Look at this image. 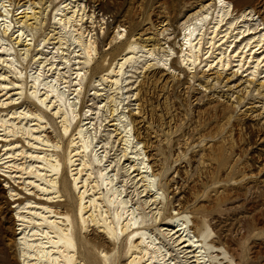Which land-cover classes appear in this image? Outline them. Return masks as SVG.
I'll list each match as a JSON object with an SVG mask.
<instances>
[{
  "label": "rangeland",
  "instance_id": "1",
  "mask_svg": "<svg viewBox=\"0 0 264 264\" xmlns=\"http://www.w3.org/2000/svg\"><path fill=\"white\" fill-rule=\"evenodd\" d=\"M35 1L39 2L35 8L37 21L35 22L31 18L22 26L31 40L30 45L25 48L24 41L18 42L17 45L12 39L15 36H11L10 32L4 36L6 41L14 47V52H12L16 54L20 62L18 66L23 69V79L21 80L23 93L19 94L21 89L16 88L15 79L17 78L13 74L14 70L0 62V73L6 76L3 79L0 76V83L15 80V83H10L7 88L0 90V99H2L0 101L14 98V102H8L10 104H6L7 106L0 109H4L2 110L4 113L9 110L20 112L23 108L24 111L27 109L33 114L39 112L31 102L23 103L24 96H29L31 91L28 74L31 71H39L42 75L41 79H55L60 91L65 92L67 97L70 94L73 95V92L75 93L73 97L77 99L79 125L86 123H89L88 126L91 125L93 146L98 147L97 151L103 157V163L101 165L93 163V155H89L88 158L93 163V178L98 182L101 192L105 193L106 190L101 186L97 171L108 167L115 177V183L118 187H123L124 196L142 217L139 227L147 229L158 239V242L168 251L173 264H180L183 259L182 253L176 249L178 246L175 247L173 240L169 239L170 237L165 233L171 229V225L167 223L166 219L162 220L163 216L169 213L168 211L172 214L178 212L181 215H187L192 222L198 219L201 222V228L209 234L206 240L208 244L214 245L216 250L221 248L235 264H264V46L258 49L257 46L253 47L255 43H252L244 49L245 53H242L241 50L247 40H235L236 42L234 41L231 45L232 49L229 47L224 55V59L228 63L225 67L214 65L210 69H204L202 67L205 63L204 57L201 64H196L193 69H188L185 65L177 63L180 54L177 42L180 39L181 24L186 13L182 15V10H184L182 9L174 14V7H179L190 0H96L93 16L90 17V9L85 8L84 14L86 15L83 16V21H78L79 23L77 22L78 24L76 23L77 25L74 27L84 32V40L88 38H91V41L95 40L93 42L97 47L94 54L96 59L100 50L103 52L109 50L110 45H107V37L115 33L118 23L126 24L119 28L122 38L119 36V39L115 40L116 43L131 40L132 35L128 33L129 26L135 29L150 26L156 34L155 41L149 42H155V45L152 43V45L143 47L141 46L142 42L137 40L136 53L124 63L122 72L117 77L119 81L115 84L112 80L114 72L109 73L108 78L106 76L101 78V75L106 74L107 71L92 75L91 62L93 60L89 64H85V54L81 46L71 44V36L76 31H72L73 27L67 29L68 31L62 30L59 28L57 20L53 18L56 10L62 7L63 2L67 1L69 6L65 8H69L80 0L75 2L72 0ZM83 1V3L78 2V8H76L78 13L74 14L76 19H79V14L82 13L79 11H82L86 0ZM227 1L239 9V11L233 12L235 15L236 13L240 15L244 10L250 13L249 18L246 17L245 23L241 22L239 25H245L244 28L264 27L260 17L254 14L257 10L264 13V0ZM16 2L17 0H11V7H17V5L15 6ZM15 9L13 12H16ZM72 9L74 10V7H70L64 12L71 11L72 13ZM161 19L166 20L159 25L158 21ZM243 27L242 29H244ZM88 31L89 35L86 34ZM263 31H258L256 35ZM106 33L107 36L104 37ZM0 35H2L1 30ZM101 38L103 41L99 49L97 41ZM205 38L207 36L202 39L201 50L206 47ZM219 46L214 52H219L221 48H224L223 45ZM251 46L250 54L247 49ZM147 47L151 48L150 51H153V54L147 51ZM26 49H28L27 52ZM127 50L126 45L119 55L118 53L114 55L113 60L109 54L106 56L107 58L105 57V64L109 63L108 72L110 67H114L116 70L117 59ZM241 55H243L242 58ZM239 58L242 59V62L238 61ZM172 59L176 61V66H171ZM254 60H258V67L254 68L255 72L253 67L257 62L255 61V63ZM253 73L255 74L253 75ZM162 74L165 79L168 78L167 81L161 79ZM25 77L27 78L25 79ZM61 85L67 91H63ZM38 94L40 95L41 92ZM73 97L69 98L73 99ZM15 99L18 101L15 102ZM31 100L45 112L42 114L43 119H37L29 113L20 115L19 119L14 115L17 118L13 121L17 124L21 121V124L18 125H21L24 131H29V133L22 134L20 132L21 134L17 133L19 135L8 136L9 140L3 135L10 133L0 126L2 142L17 141V144H14L15 147L13 145L7 146V148L0 146V156L2 155L0 165L5 161L3 158L9 155L8 150L12 146L16 150L23 148L26 154H21L22 156H18L19 159L15 157L13 160L17 163H25L26 166L36 164L34 162L36 158L30 157V152L35 154L34 152L48 150V152L65 154L64 156L67 158L65 149L71 138L68 132L65 135L62 133L60 114L55 113L56 105L50 103V98L45 100V106L36 99L31 98ZM21 102L22 106L18 107ZM15 103H17L16 106ZM52 105L53 107H51ZM139 109L144 121L137 134L143 139L142 144L149 141L158 146L157 152L160 156H158L160 175L156 180L157 187H161V189L158 192L157 204H152L153 206L144 202L145 199L148 200L147 198L153 196L154 191H148V188L147 191H142L145 181H138L135 184V180H132L138 173L137 165L129 158L131 154L129 155L128 152L132 148H128L127 156H123L125 137L121 126L116 124L117 118L122 117L123 113L127 117H124L125 120L131 124L128 112L137 114ZM2 111L0 114H4ZM8 116L10 117V115L5 116L6 119ZM31 123L32 125H30ZM39 123L43 127H38ZM74 125L75 121L71 124L70 130ZM130 127L136 136L133 122ZM36 136L50 137L53 144H57L58 147H47L40 140L42 138L36 139ZM73 146L75 145L73 144ZM9 163L11 162H5L0 166V264H5L3 262L4 255L10 256L9 258L13 257L16 264H20L18 259L11 254L14 250V241L18 237L19 229L17 228L19 227L17 224L20 222L17 223L16 216L18 200H14L15 197H11L10 192L19 193L16 197L23 200L20 203L21 207H29L27 205L38 207L35 204V206L26 204V201H37L43 199L45 195H41L42 192L39 193L28 181L36 180L34 177L30 178L31 175L26 173L21 176L20 172H13L12 175L15 174V179L3 172L6 169L4 165ZM129 164L134 165L130 170ZM72 171L67 163L66 175L72 186V199L76 204L74 205L77 206L78 191H75L73 187V176L71 175L76 170ZM166 180L171 181L170 191H166L164 188L163 183ZM62 199L64 200V197ZM155 206L161 210L160 219L156 221L152 219V214L155 211H150L151 209L156 210ZM189 226L191 227V223ZM91 230H96L107 237L101 227V222L90 225L85 232L90 234ZM214 252V254L218 252L216 255L223 263L221 252L218 250ZM223 264L229 263L224 262Z\"/></svg>",
  "mask_w": 264,
  "mask_h": 264
},
{
  "label": "bare ground",
  "instance_id": "2",
  "mask_svg": "<svg viewBox=\"0 0 264 264\" xmlns=\"http://www.w3.org/2000/svg\"><path fill=\"white\" fill-rule=\"evenodd\" d=\"M75 1L76 0H72V2ZM78 2L83 3L84 1L80 0ZM78 2L74 3L75 5L70 6L74 7V10L72 9V13L69 10V12H64L70 7L65 8L66 6H69L67 5L69 3H67V1L63 2L62 7L56 10V14L53 16V18L54 20H57V23L60 26L59 28H61L62 30L68 31L67 29L73 27L72 31H76V33L72 34L71 36V44H77L78 47L81 46V49L85 54V61L87 62H85V64H89L93 60L91 62L92 75L95 76L97 73L107 71L106 74L101 75V78H104L105 76L106 78H108L110 75L109 73L114 72L115 74L112 80L116 84L119 81V78L117 77L122 72V66L136 53L135 47L138 43L137 40L142 42L141 46L143 47H145L146 45H152V43H154L155 45V42L149 43L151 41H155V30L152 31L150 26H147L145 28L140 27V29H135L132 26H129L128 33L132 35L131 40L119 41L118 43H116L115 40H118L119 36L122 35V32L119 31V28L125 26L126 24L125 22V24L118 23L116 26L118 29L115 31V33H112L107 37V45H110L109 50L105 52L100 50L99 56L96 59L94 57V54L96 53L97 47L95 45L96 43L93 42L95 40L91 41V38L84 40V32L81 31V29L74 27H76V25L79 23L78 21H81L83 19V16L86 15L84 14V11H86L84 10L85 8L88 7L91 13L90 17L93 16L94 6L97 4V1L86 0L85 5L81 9L82 11H79L82 12L79 14V19H76L74 14L78 11L76 10V8H78ZM38 3L39 2L35 0H17V2L15 3V6L17 5V7H15V9L14 7H11V0H0V30L2 33V35H0V62L3 64L5 63L4 65L14 70L13 74L15 75V78H17L15 79L16 81H14L17 82L16 88H18V90L21 89L22 85L21 80L23 79V69L18 66L20 65V62L16 54L13 53L14 47L11 45V43L9 44V42L6 41V38L4 36L10 32L11 36H15L12 39L15 40L16 44L18 42L24 41L25 44L23 45L25 46V48H27L26 46L30 45L31 40L28 38L29 36L25 33L22 26L23 24L29 22L31 18H33L35 22L37 21L38 18L36 17L35 8ZM13 8L16 12H13ZM230 8H232L231 11ZM29 9L31 13L29 12ZM179 10H182V15L183 13H186L187 16L185 14L182 20V26L180 29L181 31L179 34L180 39L177 42L180 52L177 58L178 65L180 63L181 65H185L188 69H193L196 64H201L202 58L205 57V63L202 65L204 69H210L214 65L225 67L228 63L225 61L226 59H224V55H226L229 47H231L232 43L235 40H247L244 45L242 44V53H245L244 49H246V47L248 48V46L252 43H255L253 47L257 46L258 49L264 46V27L244 28L243 26L245 25H239L241 22L245 23V21L247 20L246 17L248 16L249 18L250 13L244 10L240 13V15H237L236 13V16L234 13L236 11H239V9H237L236 6H234L227 0H190L180 5L179 7L175 6L174 14ZM254 14L260 17L259 19H261L262 24H264V13L257 10L254 12ZM17 15L20 16L15 17ZM13 18L14 20H16V24L14 23ZM165 20L166 19H161L160 21H158V24L160 25ZM242 27L244 29H242ZM261 30L263 32L259 35H256V33L258 31L260 32ZM86 34L89 35V31ZM106 36L107 33L104 35V37ZM204 36H207L204 43L206 47L205 49L201 50V43ZM239 37H241V39H238ZM120 38H122V36H120ZM102 41V38L97 41L99 49L102 46ZM126 45L128 50L127 52L124 51L125 53L122 54V56L120 55L121 57L117 59L115 66L117 67L116 70H114V67H110L108 72L109 63L105 64V59L107 58L106 56H108L109 54L110 58L112 57L113 60V57H115L114 55H116V53H118L119 55V52L124 49V46L126 48ZM219 45H223L224 48H221L219 52H214L215 49H217L216 47H218ZM150 49L151 48H148L147 51H149L151 54L153 51H150ZM247 50H249L251 54L252 46ZM27 51L28 49H26V52ZM240 57L242 58L243 55H241ZM245 58H247V56ZM238 61L242 62V59ZM255 61L256 60H254V62ZM110 62L112 61L110 60ZM170 63L171 66H176V61H174V59H172ZM257 65L258 62L255 64L253 69H256ZM255 69L253 70L254 72ZM2 74L3 73H0L2 79L3 77L6 78V76ZM254 74L255 73H253V75ZM28 75L29 88L31 91L29 96H24L23 103L31 102L36 106V109L39 112L33 114L26 108V111H24L23 108L20 112L9 110L7 111V113H4L2 111L4 109H0V111L4 113L0 114V126L3 128V130L10 133L3 135V137H7V140H9L8 136H14L17 133H29V131H24V128L21 127V125H18L19 123L21 124V121L19 122L17 120L19 122L17 124V122H14L13 119L17 118L15 116H18L19 119L20 115H25L26 113L34 115L37 119H43L42 114H45V112L41 108H39L36 103L31 100V98L36 99L43 106H45V100H47V98H50V103L52 102L51 104L56 105L57 111L55 113L60 114L62 133L63 135H65L68 132L71 140L69 142V145H67L65 149V153L67 152V158L66 156H64L65 154L50 151L48 152V150L34 152L35 154H32V152H30L29 156L32 158H36L34 161L36 162V164L33 162L34 164H29L26 166L25 163H17L13 160L15 157H18L19 155L22 156L21 154L25 153L23 148L21 150H16V148H13V146L15 147V145L17 144V141L13 139L14 141L11 142H2V140L0 139L1 147L7 148V146L9 147L10 145H13L12 147H10V149L8 148L9 155L3 158L5 159V161H3L2 164H5V162H11L7 165H4L6 169L3 170V172L8 174L11 178L16 177L15 174L14 176L12 175L13 172H20L19 175L21 176L22 174L27 173L31 175L29 176L30 178H36V180L31 179L28 181L31 183V185H34L39 193L42 192L41 195H45L44 198H46H41L37 201H26V204H32V206L35 204L38 207H31L30 205H27L29 207H21L20 203H22L23 200H19L20 197H16L19 193L13 191H11L13 193L10 192V196L15 197L14 200H18V204L16 205L18 208L16 216L18 220L17 223L20 222L19 224H17L19 227L17 228L19 229V232L17 239L14 241V250L11 254H13L18 259L20 264H173L168 251L160 242H158V239L151 233H149L147 229L139 227V225L142 223V217L137 212L135 207L130 204L131 202L126 198V196H124L123 187H118L117 183H115V177L108 170V167H103L100 171H97V177H99L100 179L101 186H103L106 190L105 193L101 192L98 182L94 180L92 173V164L97 163V165H101L103 163V157L98 154V147L96 148L93 146V133L90 132L91 125L88 126L87 124L89 123L79 125L80 122L77 121V99L73 97L75 93L73 92V95L70 94L67 97L65 95V92L60 91L55 79H41L42 75L39 71H31V73H29ZM163 76L164 74H162L161 79L167 81L168 78L165 79ZM26 78L27 77H25V79ZM25 79L24 81H26ZM14 81L0 83V90H4L5 88H7L8 84H12ZM61 89H63V86L61 87ZM63 91H67V89H63ZM76 91L78 90L76 89ZM39 92H41L40 95L38 94ZM22 93L23 91L21 89L19 94ZM69 97H73V99H70ZM13 100L14 98H10L6 101H0V108H4L6 104H10L8 102H11ZM16 101L18 100L15 99V102ZM23 103L21 102V104L17 106L20 107ZM16 104L17 103H15V106ZM51 107H53V105ZM17 113L18 115H16ZM7 115H10V117L8 116L9 118L7 117L6 119L5 116ZM128 115L131 118V124L133 122L135 125L134 128L136 130L137 137L130 127V122L128 123V121L125 120L127 117L123 113L122 117L119 116L117 118L118 122L116 123L121 126L123 136L125 137V145H123V147H125V150L123 151V156L127 154L126 150H128V148H132V150L128 152L129 155L131 154V157L129 158H131L133 162H135L138 170V173L132 178V180H135V184H137L138 181H145L142 191H147L148 188V191L154 192L153 196L147 198L148 200L145 199L144 203L156 205L157 199L159 198L158 192L161 189V187H157L158 184L156 180V178L160 175V156L157 152L158 146L149 141L143 142L144 144H142L143 139L139 136V134H137V132H139V130L143 126L144 121L141 110L137 114L128 112ZM33 119L32 121H34ZM73 121H75V125L70 130ZM30 125H32V123ZM37 126L43 127V125H41L40 123ZM3 134L5 133L3 132ZM35 138L40 139L42 137L36 136ZM40 140L44 142L45 146L47 147H58L57 144H53L50 137L45 136ZM73 144L75 146H73ZM89 155H93V163L89 161ZM1 156L0 160L2 159ZM67 163L71 172H73L72 170H76V172L71 173V175L73 176V187L75 188V191H78L77 206H75L76 204L73 202L72 186L68 181L66 175ZM72 166L75 167L73 168ZM133 166L134 165L129 164V170L132 169ZM163 185L166 191H170V180H166ZM62 197H64V200L62 199L63 202L61 200ZM154 209L156 210L151 209L150 211H155L152 214V219L156 221L157 219H160L161 210L156 206ZM168 212L169 213L166 212L167 214L163 216L162 220L166 219L167 223L171 225V229H166L167 231L165 233L170 237L169 239L173 240L175 247L178 246L176 249L179 251V253H182L183 260L180 264H223L224 262L235 264L232 258L227 256L225 251L221 250V248H218L217 250L221 252L224 260V262L221 263L220 259H218L216 255L218 254V252L214 254V251H217L216 247L214 245H209L206 241L209 234L207 231H204V229L201 228V222L198 219H195L192 222L187 215H181L178 212L174 214H172L170 211ZM100 222L102 229L107 234V237L104 236V234H100V232H96V230H91L90 234H87V232H85V230H87L90 225L98 224ZM167 223L165 222V224ZM190 223L191 227L189 226ZM9 257L8 255H4L3 262L5 264H16L13 257Z\"/></svg>",
  "mask_w": 264,
  "mask_h": 264
}]
</instances>
